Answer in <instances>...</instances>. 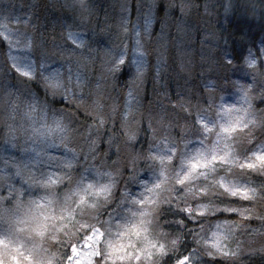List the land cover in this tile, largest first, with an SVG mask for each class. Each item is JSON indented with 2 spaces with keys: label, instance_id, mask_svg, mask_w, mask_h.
<instances>
[{
  "label": "snow or ice",
  "instance_id": "6c2138e0",
  "mask_svg": "<svg viewBox=\"0 0 264 264\" xmlns=\"http://www.w3.org/2000/svg\"><path fill=\"white\" fill-rule=\"evenodd\" d=\"M76 5L79 22L59 26L61 43L55 26L45 36L31 15L0 12V264H241L264 253L240 239L264 235V41L242 64L224 55L218 96L165 91L153 109L147 46L165 38L152 31L154 0L131 36L122 19L136 70L120 104L113 81L128 47L105 53L93 88L85 70L99 57L80 30L92 10ZM167 7L199 11L191 0ZM155 55L159 79L164 54Z\"/></svg>",
  "mask_w": 264,
  "mask_h": 264
},
{
  "label": "trees",
  "instance_id": "16d2710c",
  "mask_svg": "<svg viewBox=\"0 0 264 264\" xmlns=\"http://www.w3.org/2000/svg\"><path fill=\"white\" fill-rule=\"evenodd\" d=\"M138 1L140 0H112L103 5L105 0H89L92 10L91 22L80 29L85 33L86 41L97 50L99 57L92 68L85 70L92 81L93 88L96 82L102 83L101 60L105 53L109 49L119 52L121 43L127 45L126 66L117 73L113 81L116 90L112 91V95L120 104L124 103L123 97L126 95L124 85L136 70V65L127 64L133 56L134 45L131 39H125L121 23L122 19L127 17L129 36L133 27L137 24L142 25V13L146 10V5L144 3L143 9H140L137 7ZM175 2L178 3L177 0ZM191 2L199 9L206 4L212 5L210 12L214 9L218 14L211 12L210 16H205L200 14V11L192 10L187 15L181 16L178 8L167 11L168 0L156 2L158 7L154 13L152 31L155 37H160L161 27H163L165 38L158 42L154 38L153 42L147 46V63L144 68L145 92L153 109H157L158 102L166 103L163 100L165 91L169 94L195 93L200 98L218 96L220 93L217 88L221 83L218 77L223 71L220 64L224 55L226 53L232 55L236 58L237 64H242L241 57L247 55V49L252 48L255 51L264 41V0H252L257 5L255 15L249 7L250 0H231L232 7L227 12L225 6L229 0H191ZM74 5L76 0H0V12L6 11L14 16L31 15L45 36L55 26L57 42L61 43L59 26L75 25L79 22L81 13L78 5ZM113 12H116L117 21L110 18V16L113 18ZM211 19L216 21V24H213ZM157 49L164 54L165 66L160 78L154 79L158 65L155 55ZM241 76L242 73H237L233 79ZM29 87L32 88L34 95L43 96L41 86L31 84ZM225 96L230 95L225 94ZM57 106L64 107V104L57 99ZM77 116L81 124L91 122L80 113H77ZM2 145L0 143V147ZM135 188L141 190L133 186V190ZM252 227L256 228L258 225L253 223ZM240 239L245 242L243 245L245 248L264 247V235L252 234L241 236ZM241 264H264V253L246 252L241 258Z\"/></svg>",
  "mask_w": 264,
  "mask_h": 264
},
{
  "label": "rangeland",
  "instance_id": "374dc122",
  "mask_svg": "<svg viewBox=\"0 0 264 264\" xmlns=\"http://www.w3.org/2000/svg\"><path fill=\"white\" fill-rule=\"evenodd\" d=\"M158 0H155V3L157 2ZM178 1V3H179V0H177ZM106 2H112V0H105V2L103 3V5L106 3ZM154 2V0H140V1H138L137 2V7L138 8H140V9H143V7H144V3H145V5L147 6L148 4H151V3H153ZM177 3V4H178ZM192 3V2H191ZM210 6V8L212 7V5H209ZM104 7V6H103ZM177 8H174V9H172V10H176ZM0 10H1V7H0ZM169 10V8L167 7V11ZM193 10H196L195 8L193 9ZM197 11V10H196ZM199 11H200V14H202V15H204L205 14V16H207V15H209L210 16V14H211V12H215L216 14H218L217 13V10H214V9H212L211 10V12L209 11L208 13H205L204 11H203V7L201 8V9H199ZM202 12V13H201ZM114 13V15H113V18L110 16V18L111 19H113V20H116L117 21V19H116V12H113ZM154 13H156V8L154 9ZM212 20V19H211ZM119 22V21H118ZM212 22H213V24H216V21H214V20H212ZM132 58H133V56H132ZM226 99L228 100V102L229 103H236L237 101H238V99H239V97L235 94V92H233L230 96H228V97H226ZM88 123H91V122H86V124H88ZM85 124V125H86ZM4 145H2L1 147H0V153H3V151H4ZM9 151H11V150H9ZM54 155H56V154H54ZM134 191L135 192H139V190H137L136 188L134 189ZM241 241H243V239H241ZM54 250V249H53Z\"/></svg>",
  "mask_w": 264,
  "mask_h": 264
}]
</instances>
